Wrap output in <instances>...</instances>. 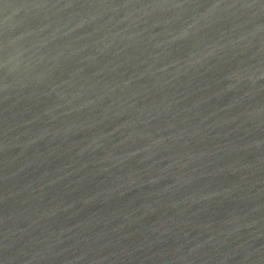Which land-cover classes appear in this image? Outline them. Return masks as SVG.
<instances>
[{"label":"water","instance_id":"obj_1","mask_svg":"<svg viewBox=\"0 0 264 264\" xmlns=\"http://www.w3.org/2000/svg\"><path fill=\"white\" fill-rule=\"evenodd\" d=\"M0 264H264V0H0Z\"/></svg>","mask_w":264,"mask_h":264}]
</instances>
